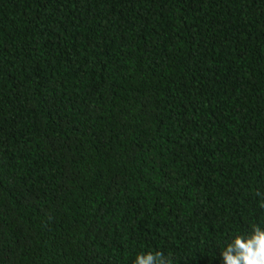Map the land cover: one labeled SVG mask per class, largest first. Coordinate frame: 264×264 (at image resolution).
<instances>
[{
  "label": "trees",
  "instance_id": "1",
  "mask_svg": "<svg viewBox=\"0 0 264 264\" xmlns=\"http://www.w3.org/2000/svg\"><path fill=\"white\" fill-rule=\"evenodd\" d=\"M264 229V0H0V264H223Z\"/></svg>",
  "mask_w": 264,
  "mask_h": 264
},
{
  "label": "clouds",
  "instance_id": "2",
  "mask_svg": "<svg viewBox=\"0 0 264 264\" xmlns=\"http://www.w3.org/2000/svg\"><path fill=\"white\" fill-rule=\"evenodd\" d=\"M223 264H264V229L255 226L247 235H237L221 252ZM134 264H173L162 252L137 255Z\"/></svg>",
  "mask_w": 264,
  "mask_h": 264
}]
</instances>
